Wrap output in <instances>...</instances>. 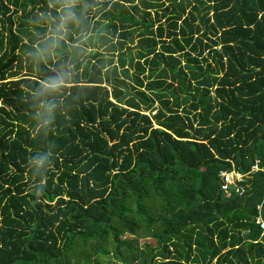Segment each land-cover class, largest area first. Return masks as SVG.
<instances>
[{
  "label": "trees",
  "instance_id": "trees-1",
  "mask_svg": "<svg viewBox=\"0 0 264 264\" xmlns=\"http://www.w3.org/2000/svg\"><path fill=\"white\" fill-rule=\"evenodd\" d=\"M65 7L0 0V264H264V0Z\"/></svg>",
  "mask_w": 264,
  "mask_h": 264
},
{
  "label": "clouds",
  "instance_id": "clouds-1",
  "mask_svg": "<svg viewBox=\"0 0 264 264\" xmlns=\"http://www.w3.org/2000/svg\"><path fill=\"white\" fill-rule=\"evenodd\" d=\"M76 2H77V0H65L66 7L64 10V15L61 16V23L57 29V33H58L57 39L60 38L59 32L61 30L66 31L65 25L69 21L77 20L76 14L73 11V8L75 7ZM63 85H64V78L61 76V77L56 78L55 80H50L49 82L43 84V88L46 90H49V91H55V90H58L59 88H61ZM49 111H51V106H49ZM44 160H45V158H41L37 163L40 166H43Z\"/></svg>",
  "mask_w": 264,
  "mask_h": 264
},
{
  "label": "built area",
  "instance_id": "built-area-1",
  "mask_svg": "<svg viewBox=\"0 0 264 264\" xmlns=\"http://www.w3.org/2000/svg\"><path fill=\"white\" fill-rule=\"evenodd\" d=\"M155 112V110L150 111V114H153ZM148 113V112H145ZM258 169L257 163L255 162L251 168L250 171H254ZM219 179H220V186L221 189L224 192H227V189L229 188H234V191L237 193H241L242 192V187L243 185H241L240 183L243 182L244 180V175L235 171V170H231V171H224L221 170L218 173ZM256 222H259V226L261 228H264V222L261 220H257Z\"/></svg>",
  "mask_w": 264,
  "mask_h": 264
},
{
  "label": "water",
  "instance_id": "water-1",
  "mask_svg": "<svg viewBox=\"0 0 264 264\" xmlns=\"http://www.w3.org/2000/svg\"><path fill=\"white\" fill-rule=\"evenodd\" d=\"M135 94L132 92H129L126 87H123V93L121 96L117 98V103H121L124 99H126L128 96H134Z\"/></svg>",
  "mask_w": 264,
  "mask_h": 264
}]
</instances>
